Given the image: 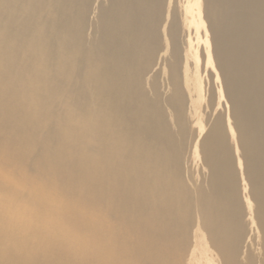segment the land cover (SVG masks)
Listing matches in <instances>:
<instances>
[{
    "label": "bare ground",
    "instance_id": "bare-ground-1",
    "mask_svg": "<svg viewBox=\"0 0 264 264\" xmlns=\"http://www.w3.org/2000/svg\"><path fill=\"white\" fill-rule=\"evenodd\" d=\"M0 264H264V0H0Z\"/></svg>",
    "mask_w": 264,
    "mask_h": 264
},
{
    "label": "rangeland",
    "instance_id": "rangeland-1",
    "mask_svg": "<svg viewBox=\"0 0 264 264\" xmlns=\"http://www.w3.org/2000/svg\"><path fill=\"white\" fill-rule=\"evenodd\" d=\"M193 30H192V32H191V30H190V33H193V36H195L196 35V38H197V40L195 41V44L197 45V49H196V54L199 56V60H200V62L202 63H199V69L201 68V70H200V79L201 78H203V79H201L202 80V83H204L203 84V86H208V85H210L212 82H211V77H210V73H209V75H207L208 74V72H209V69L207 70L206 68H205V66H203V65H205V60L203 59V57H202V48H203V45L205 44V31L207 30V28H206V24L205 23H203V24H200L199 25V29H198V32H196V29H195V27H193L192 28ZM206 43H207V41H206ZM201 65V66H200ZM205 69V70H204ZM207 70V71H206ZM202 73V74H201ZM209 78V79H208ZM207 79V80H206ZM207 81V82H206ZM209 81V82H208ZM216 83L214 84V85H216V86H219V88H220V86L221 85H223V83H221L222 82V80H221V78L219 79H217L216 81H215ZM208 83V84H207ZM210 83V84H209ZM215 86V87H216ZM217 88V87H216ZM224 102V109H225V111H226V113H229V106H227V102L226 101H223ZM228 108V109H227Z\"/></svg>",
    "mask_w": 264,
    "mask_h": 264
}]
</instances>
